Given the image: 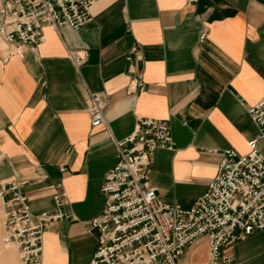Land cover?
Masks as SVG:
<instances>
[{
    "label": "crops",
    "instance_id": "obj_1",
    "mask_svg": "<svg viewBox=\"0 0 264 264\" xmlns=\"http://www.w3.org/2000/svg\"><path fill=\"white\" fill-rule=\"evenodd\" d=\"M90 13L77 30L45 26L21 56L0 40V183L23 182L33 214L65 192L66 217L43 225L41 264H88L100 184L138 117L169 124L173 147L154 150L148 179L180 208L203 193L223 150L245 153L257 131L247 109L264 95V0H95ZM78 50L87 58L76 66ZM90 92L105 100L98 126ZM2 217L0 198L1 238ZM227 252L232 264H264V228ZM0 264H18L15 247H0Z\"/></svg>",
    "mask_w": 264,
    "mask_h": 264
},
{
    "label": "built area",
    "instance_id": "obj_2",
    "mask_svg": "<svg viewBox=\"0 0 264 264\" xmlns=\"http://www.w3.org/2000/svg\"><path fill=\"white\" fill-rule=\"evenodd\" d=\"M94 1L0 0V40L12 46L9 54L34 51L44 38L45 26L83 27L91 20ZM70 57L79 66L87 52L71 51ZM129 87L141 90L142 83L133 79ZM104 106L99 92L89 93L91 126L103 122ZM247 111L257 128L247 140L248 150L224 149L214 176L188 208L160 200L148 179L154 150L173 147L168 122L138 117L133 130L115 141L116 161L100 184L104 208L90 220L96 246L88 264H181L185 248L201 237L207 242L204 264H232L227 250L264 228V155L259 147L264 142V95ZM2 159L0 154V163ZM22 184L0 183L1 239L15 247L18 264H41L43 225L66 217L65 192L53 194L54 211L33 214Z\"/></svg>",
    "mask_w": 264,
    "mask_h": 264
},
{
    "label": "rangeland",
    "instance_id": "obj_3",
    "mask_svg": "<svg viewBox=\"0 0 264 264\" xmlns=\"http://www.w3.org/2000/svg\"><path fill=\"white\" fill-rule=\"evenodd\" d=\"M0 247L3 249L14 248L12 245L4 244L1 241V233H0ZM205 250L207 251V242L204 237H201L190 244L187 248H185L184 253L180 257L181 264H198L205 255ZM6 255V254H5ZM207 255V252H206ZM7 259L10 260V254L6 255Z\"/></svg>",
    "mask_w": 264,
    "mask_h": 264
}]
</instances>
